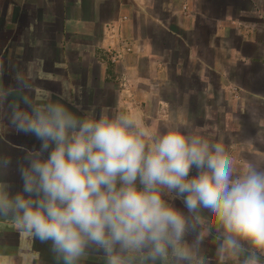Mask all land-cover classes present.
Listing matches in <instances>:
<instances>
[{"label": "clouds", "instance_id": "9594fccd", "mask_svg": "<svg viewBox=\"0 0 264 264\" xmlns=\"http://www.w3.org/2000/svg\"><path fill=\"white\" fill-rule=\"evenodd\" d=\"M16 81L28 87L19 73ZM7 95L0 87V98ZM70 104L66 95L44 102L21 95L11 103L8 123L39 147L16 162L20 190L0 182V217L48 244L58 264H80L90 247L106 264L170 256L175 264H205L185 236L211 217L220 264H264V166L237 171L225 146L197 128L176 123L154 132L118 105L80 111ZM12 164L0 154V171Z\"/></svg>", "mask_w": 264, "mask_h": 264}, {"label": "crops", "instance_id": "0c3cea01", "mask_svg": "<svg viewBox=\"0 0 264 264\" xmlns=\"http://www.w3.org/2000/svg\"><path fill=\"white\" fill-rule=\"evenodd\" d=\"M243 1L248 2L249 5L252 4L249 0H219L215 5H218L225 14L229 7L234 10L240 8ZM0 4L2 5L0 37L4 38V40H0V87L8 93L6 98H0V152L12 158V165L16 166L17 160L30 147L35 145L39 147V142L34 137L17 134L8 123L11 114L10 105L14 101L19 102L21 95L31 96L35 102L50 101L66 95L71 100L70 106L78 107L80 111L88 110L93 105L98 109L97 111L101 108L109 109L110 106L105 103L106 99H111L112 102L114 101L113 106L118 105L121 110L130 111L129 96H133V101L138 100L133 89H130L132 83L133 86H137L143 82L140 80L142 75L138 72L143 59L151 58L153 60H149L148 63L150 67L154 65V72L157 76L158 74L161 76L163 70L167 69L162 60L164 55L162 52L156 54L152 50L150 38L146 37L141 40L136 38V33L139 32L138 26H140L138 22L134 20L130 22L131 18L121 20L119 33L108 27V24H114L121 15L124 16L125 13L122 14L124 5H126L124 2L115 3V8L118 9L117 16L104 22V30L102 29L96 41H93L95 23L99 21L96 18V13L102 8L105 10L104 12H107L108 7L113 6L111 0H94V2L93 0H5L0 1ZM71 6L74 10L73 15H69ZM135 6L137 9H141L142 14L144 13L138 4ZM166 15L167 17L171 16ZM133 16H135V11ZM180 16L177 25L175 23L172 27L164 28L172 41H178L179 45L185 48L187 60H199V53H209L210 48L214 46L209 41L203 47H199L193 42L198 23L204 24L205 19L208 18H206V14H197L195 21L197 24L194 25L195 15L191 16L186 13V15ZM173 19H176L175 16ZM217 24L215 23L217 30L216 37H214L218 40L216 45H220V35L225 38L232 32L234 36H239L241 39L239 46L225 50L229 55L228 60L229 58L233 60L248 59L249 65L253 66L250 71L255 74V77H257V73L264 75V42L258 40L264 37L261 35H264V28L242 27L238 21L231 27L225 19L221 25ZM261 24L264 26V17L261 18ZM7 32L15 33L14 38L8 43L5 42ZM180 32H184V34ZM11 37L13 36H9V38ZM130 37L134 38V41H138L139 50L133 49L131 43L127 42ZM253 37H256L255 40ZM256 46L260 48V51ZM171 47H175L174 43ZM105 51L113 54H111L113 56H111L113 59L111 67L104 58L100 57V52L105 53ZM233 60L232 62H234ZM203 61L207 60L202 58L201 62L204 63ZM214 61L215 58L206 63L211 69L218 70L219 74L222 73L220 71L225 67L217 65L219 61ZM119 64L122 67L118 68ZM112 69L114 70L113 75ZM132 72L135 76L133 82L130 80ZM18 73L26 79L27 88L17 86L16 75ZM155 87L158 88L156 85ZM108 89L112 90L114 98L105 97L111 92L107 91ZM252 92L260 95L261 98L258 100L264 104V77L253 81ZM156 94V92L155 94H143L145 95L142 97L143 100L151 98L157 104L152 110L139 109V113L166 112L165 107L161 105L165 100L161 96L156 97ZM98 103L102 105L99 106ZM171 113H173L172 109ZM157 120L158 117L156 120L153 118L155 132L156 124L159 122ZM255 147L257 148L255 150L262 151L257 146ZM11 151L14 152V155ZM17 151H21L20 154ZM16 176L11 187L10 183H5L13 193L21 188L19 175ZM0 264H58V261L50 252L48 244H41L27 234L22 235L13 221L0 217ZM80 264H106L105 254L90 247Z\"/></svg>", "mask_w": 264, "mask_h": 264}, {"label": "rangeland", "instance_id": "374dc122", "mask_svg": "<svg viewBox=\"0 0 264 264\" xmlns=\"http://www.w3.org/2000/svg\"><path fill=\"white\" fill-rule=\"evenodd\" d=\"M216 1L218 2L219 0H183L182 4V0H111L113 6L111 8L108 7L107 12H104L105 10L102 8L96 13V18L99 21L95 23L93 41H96L102 29L104 30V22H108L113 16H117L116 11L118 9L115 8V3H126L124 12H122V14L125 13L124 16L120 13L121 16L114 22L116 26L108 24V27L119 33L121 20H129L131 18L130 22H133V20L138 22L140 26H138L139 32L136 33V38L141 40L149 37L152 50L156 54L157 52L158 54L162 52L164 55L162 57L163 64L167 67L166 70H163L161 76L159 74L157 76L154 72V65L150 67L148 63L152 59H143L140 64V71H138L142 75L140 80L143 82L137 86H133L132 83L135 91L132 86L130 88L133 89V93L138 97L137 101H133V96H129L128 105L130 112L140 117L143 123L150 126L153 131L155 126L153 118L156 120L158 117L157 121L159 122L156 124V132L162 131L167 125L176 123L183 124L188 129H199L210 140L220 142L225 146L233 158L237 171H240L249 163L264 166V104L258 100L261 96L252 92L253 81L256 79L258 81L264 75L257 73V77H255V74L250 71L253 66L249 65L248 59L233 60L229 58L228 60L229 55L225 50H231L232 47L239 46V41H241L239 36H234L233 32L230 36H225V38L220 35V45H216L218 40L214 38L217 30L215 23L221 25L224 19L227 24L230 23L231 27L232 24H236L238 21L242 27L247 26L248 28L256 29L257 26L258 29L264 28L261 24V18L264 17V0H249L252 2L251 5L243 1L237 10L232 7L228 9L227 7L228 12L225 13L226 15L220 10L218 5H215ZM135 3L143 9V14L141 9H137ZM171 4L173 5L171 6ZM1 9L2 5L0 4V12ZM134 11L135 16H133ZM186 13L191 16L192 14L195 15L194 25L197 24L195 22L197 14H206V18L213 19L204 18V24L199 22L196 27L194 44L203 47L209 41L211 45H214L210 48L209 53H199V60H187L185 48H182L178 41H172V38L164 28L172 27L175 23L177 25L180 15H186ZM71 14H74L72 6L69 9V15ZM166 14L171 16L167 17ZM93 15L95 16V13ZM173 16L176 19H173ZM0 21L2 23L1 18ZM180 33L184 34V32ZM14 35V32H7L5 42L11 41ZM261 35L264 36L263 34ZM9 36L13 37L9 38ZM117 36L120 37L118 34ZM253 38L255 40L256 37ZM1 39L4 40V38L0 37ZM133 39L130 37L127 42L131 43L133 49L139 50L140 44ZM258 40L264 42V37ZM89 41L92 42L91 40ZM173 43L175 47H171ZM257 50L260 51V48L258 47ZM105 53L100 52V57L104 58L108 62L109 67H111L113 60L111 56L113 54L111 53V55L106 51ZM202 58L206 59V62H211L215 58V61L220 62L217 65L223 66L225 69L221 70L220 72L222 73L219 74L218 70L211 69L205 61L202 63ZM120 67H122L121 64H119L118 68ZM113 69L111 71L112 75L114 74ZM159 73L161 72L159 71ZM133 77L135 76L132 72L130 75L131 82H133ZM107 91L111 92L105 97L114 98L112 90L108 89ZM155 92L157 93L156 97L161 96L165 100L161 105L165 107L166 112L139 113V109L146 111V109L152 110L154 108L157 102H154L151 98L143 100L142 97L145 96L143 95L144 93L155 94ZM106 101L105 105L110 106L109 109L115 107L113 106L114 101L112 102L111 99H106ZM98 105L102 104L98 103ZM171 109L173 113H171ZM255 146L262 151L255 150L257 149ZM34 147L38 146L35 145ZM13 151H11L12 154L14 153ZM20 152L17 151L18 154ZM15 167V165H12V168L0 171V181L4 184L10 183V187L14 177H17L16 175L18 174L15 171ZM164 196L170 202L175 201L176 205L182 209L183 206L176 199L175 194L165 192ZM204 215L209 217L207 210H204ZM197 233H200L201 236V242L198 246L195 244ZM218 236L219 232L217 231L214 218L209 217L204 225L197 226L194 230H189L185 236V243L193 248L195 257H203L205 259V264H220V259L216 254L219 244ZM245 247L247 248L248 246L245 245ZM262 261H264V257H262ZM146 264H175V261L170 256L164 260H148ZM182 264H188V262L185 261ZM225 264H241V258L228 259Z\"/></svg>", "mask_w": 264, "mask_h": 264}]
</instances>
